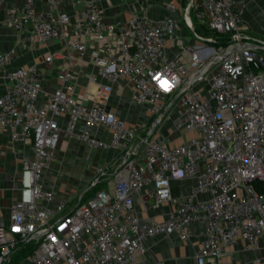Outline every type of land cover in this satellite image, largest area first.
Returning a JSON list of instances; mask_svg holds the SVG:
<instances>
[{"label": "built area", "instance_id": "built-area-1", "mask_svg": "<svg viewBox=\"0 0 264 264\" xmlns=\"http://www.w3.org/2000/svg\"><path fill=\"white\" fill-rule=\"evenodd\" d=\"M63 3L73 13L61 10ZM46 9L20 0L0 21L21 32L25 47L59 45L43 66L9 68L15 50L0 51V131L13 143L31 142L34 154L23 162L7 220L0 217V264L25 248L31 264H136L147 238L171 233L182 242L197 239L195 264H222L239 240L245 250H261L253 260L264 264V42L248 35L238 3L185 0L181 20L193 38L186 30L177 34L181 23L171 14L131 12L106 21L96 0H46ZM191 10L210 35L195 30ZM171 39L179 45L174 57ZM91 42L98 81L90 77L95 90L84 104L76 98L73 65ZM54 62L56 84L48 89L47 65ZM120 81L130 103L146 107L147 124L130 125L108 107ZM166 120L181 143L156 134ZM97 128L109 139L95 136ZM61 138L118 153L93 166L84 192L96 190L84 200L76 196L72 208L67 200L54 203L40 182ZM184 180L193 182L189 191L174 195L172 181ZM137 203L146 211L169 208L158 220L139 215Z\"/></svg>", "mask_w": 264, "mask_h": 264}, {"label": "crops", "instance_id": "crops-1", "mask_svg": "<svg viewBox=\"0 0 264 264\" xmlns=\"http://www.w3.org/2000/svg\"><path fill=\"white\" fill-rule=\"evenodd\" d=\"M241 11V19L247 27L248 35L257 41L264 42V0H235ZM101 13L106 21L124 20L131 12H136L152 19H160L164 15L171 14L176 18L181 16L182 6L185 0H137L126 3L123 0H96ZM171 2L176 9L171 11L165 5ZM20 0H0V21L7 13V8L12 5H18ZM37 9L46 11V0H34ZM61 10H68L73 13V8L68 3H63L59 7ZM186 29L183 26L177 32L180 33ZM22 34L11 27L0 26V51L14 49L15 56L9 68H17L35 63L43 66L45 56L51 50L59 47L57 41L45 44H37L34 47H25L21 41ZM96 44L91 42L89 49L81 57H77L73 65L76 81V98L78 101L88 103L85 94L95 90L94 83L89 82L90 77L96 78L93 64L91 62L90 50L95 48ZM171 57L179 52L178 43L171 39L167 47ZM184 57V56H183ZM187 61V60H184ZM46 88L50 89L56 84L52 68H56V62L47 65ZM5 79L0 72V96L4 93ZM113 92L108 101V107L113 110L121 119L127 121L130 125H140L149 122L147 109L143 105L130 103L128 87L123 86L122 82L113 85ZM175 113V112H174ZM63 126V119H59ZM171 122L167 121L161 125L157 135L166 141L172 140L175 143H181L182 137L178 132H171ZM95 136L101 140H108V132L102 128L93 130ZM118 153L114 150H91L74 139L66 140L61 138L53 160L48 169L42 172L41 185L51 189L54 193V203L60 200H67L72 208L78 201L75 195L68 191L72 186H82V191L86 189L93 166L96 164L110 163ZM34 158L33 146L31 142H11L7 131H0V217L7 220L12 201L19 192L18 182L22 173L24 161H32ZM67 158L66 162L63 160ZM74 160L72 163L71 160ZM76 160V161H75ZM63 170L59 172V169ZM73 175L69 178V174ZM68 177V178H67ZM85 181V182H84ZM193 182L184 180V182L172 181V193L174 195H184L189 191L190 184ZM73 188V187H72ZM67 190V191H66ZM169 204L162 203L158 206H152L149 210H144L137 203L136 210L142 217H154L158 220L166 217ZM243 241L239 240L235 247L227 252L222 258V264H254V258L262 254L261 250L243 249ZM147 250L135 254L136 264H195L193 254L197 248L196 238L180 241L175 233L165 235H154L145 240ZM22 249H17L12 254L7 264H31L24 259ZM23 252V254H22ZM26 253V252H25ZM15 256L19 258L14 260Z\"/></svg>", "mask_w": 264, "mask_h": 264}, {"label": "rangeland", "instance_id": "rangeland-1", "mask_svg": "<svg viewBox=\"0 0 264 264\" xmlns=\"http://www.w3.org/2000/svg\"><path fill=\"white\" fill-rule=\"evenodd\" d=\"M190 16H191V19H192V21L194 22V24H195V30H197V32L199 33V34H201L202 36H208V35H210V33H209V31L208 30H206L205 29V26L203 25V21L202 20H200L199 18H197L196 16H195V14H194V12H193V10H191L190 11ZM177 20L178 21H180V23H181V27L183 26V28L185 27V25H184V23H183V21L181 20V16H179V18H177ZM185 29V28H184ZM186 33H187V35H189V37H192V32H191V30H186ZM193 38V37H192ZM187 44H189V42L187 43L186 41L184 42V45H187ZM145 124H147V123H145ZM190 136V135H189ZM54 158H55V156H54ZM66 160H67V158H65L64 160H63V162H66ZM72 161V163H74V160L72 159L71 160ZM76 161V160H75ZM51 163V162H50ZM50 163H49V165H50ZM76 163V162H75ZM75 163H74V165H75ZM49 165L46 167V168H44L43 169V171H46L47 169H48V167H49ZM63 169L62 168H60L59 169V172H61ZM73 175V173H71V174H69V178L71 177ZM68 178V177H67ZM85 182V181H84ZM84 184V183H83ZM82 184V186H84ZM82 186H80V187H78V186H72L71 187V189L69 190L68 189V191L67 192H71L70 193V195L71 194H73V195H75V196H78V195H80L81 193H82V199L84 200V198H86L87 196H88V192L89 191H92V190H87V192L85 191L84 192V190L82 191ZM26 250V248L25 249H22L21 251H23L24 252V254H25V251ZM23 252H22V254H23ZM17 260V259H19V258H14V260Z\"/></svg>", "mask_w": 264, "mask_h": 264}, {"label": "trees", "instance_id": "trees-1", "mask_svg": "<svg viewBox=\"0 0 264 264\" xmlns=\"http://www.w3.org/2000/svg\"><path fill=\"white\" fill-rule=\"evenodd\" d=\"M224 41H225V40L222 39V40H221V43L224 42ZM90 190H92V191H89V192H88V196H89L94 190H96V188H92V189H90ZM88 196H87L86 198H88ZM86 198H84V199H86ZM6 264H7V263H6Z\"/></svg>", "mask_w": 264, "mask_h": 264}, {"label": "bare ground", "instance_id": "bare-ground-1", "mask_svg": "<svg viewBox=\"0 0 264 264\" xmlns=\"http://www.w3.org/2000/svg\"><path fill=\"white\" fill-rule=\"evenodd\" d=\"M16 257V256H15ZM17 258V257H16ZM16 260V259H15ZM18 260V259H17Z\"/></svg>", "mask_w": 264, "mask_h": 264}]
</instances>
